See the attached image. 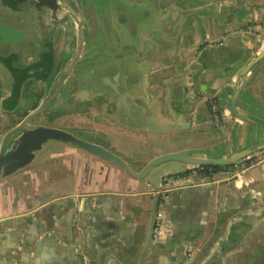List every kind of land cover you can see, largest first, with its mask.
Here are the masks:
<instances>
[{
    "label": "crops",
    "instance_id": "crops-1",
    "mask_svg": "<svg viewBox=\"0 0 264 264\" xmlns=\"http://www.w3.org/2000/svg\"><path fill=\"white\" fill-rule=\"evenodd\" d=\"M186 1L166 0L181 8L179 23L192 12L178 37L179 23L171 31L165 17L154 31L136 26L139 42L125 41L126 77L137 84L123 94L133 116L105 105L85 115L93 130L85 139L135 171L167 151L264 152V56L241 71L264 49V0H218L216 9L214 0ZM220 43L229 49L202 51ZM130 59L137 65L128 67ZM206 98L221 102L224 123L210 126ZM46 142L0 178V264H182L186 253L194 264H264V158L238 175H230L234 164L222 165L212 181L180 186L190 163L165 162L135 177L75 145ZM160 185L173 190L155 207ZM155 211L160 232L141 257Z\"/></svg>",
    "mask_w": 264,
    "mask_h": 264
},
{
    "label": "flooded vegetation",
    "instance_id": "flooded-vegetation-1",
    "mask_svg": "<svg viewBox=\"0 0 264 264\" xmlns=\"http://www.w3.org/2000/svg\"><path fill=\"white\" fill-rule=\"evenodd\" d=\"M131 27L117 0H0V138L45 98L26 124L90 138L85 115L119 106L108 95L130 81L124 34Z\"/></svg>",
    "mask_w": 264,
    "mask_h": 264
},
{
    "label": "water",
    "instance_id": "water-1",
    "mask_svg": "<svg viewBox=\"0 0 264 264\" xmlns=\"http://www.w3.org/2000/svg\"><path fill=\"white\" fill-rule=\"evenodd\" d=\"M184 4H189L188 1L181 0ZM224 1V0H223ZM225 2V1H224ZM168 2L166 0H163L160 2V4L157 7V21L164 19L167 17V19L170 21L168 26L171 27V31H174L173 29L175 26L179 23V12H180V7L175 6L172 9L167 8L168 7ZM218 5V0H214V6L215 9L217 8ZM169 9L168 13L165 14V9ZM177 15H174L176 14ZM165 14V15H164ZM192 15V12H187L182 18V21L179 23V26L176 30V36L172 38H176L180 35L185 22L187 18H189ZM153 33L148 32V34ZM152 38V36H150ZM253 37L255 39L259 38L258 34H253ZM206 49H211V50H219L220 53L226 52L229 47L226 46L225 44H211L210 46L204 48L202 51ZM240 49V48H238ZM242 52L244 51L245 47H241ZM199 55H201L199 53ZM240 56V53L233 57H225L223 62H232L233 60H236ZM262 56H264V49H262L258 54L255 55V58L246 63L243 68H242V73H245L254 62H256L258 59H260ZM128 67H131L134 63L130 59L128 61ZM190 67H188L189 69ZM187 69V66H186ZM185 71V69H184ZM62 78V77H61ZM61 78L57 82V85L61 83ZM137 82L132 80L127 82L126 89H131L134 88V84ZM183 85L185 86L186 90H188L189 87H191L194 84V78L192 74L190 76H187L184 82H182ZM56 84V82H55ZM54 84V85H55ZM55 87V86H53ZM52 87L51 91L49 94H47L46 97H49L51 92H53L54 88ZM198 91L195 89V92ZM106 96V95H103ZM108 97H111L112 101H110V104H114L113 100H116V97L118 98L119 106L120 108L124 111V114H126L129 117L133 116V112L135 111V108L132 106L131 100L127 96L123 94V92L119 90H115L112 94H109ZM46 99V98H45ZM45 99L39 104V106L32 111L25 119H23L21 122H19L16 126L8 130L2 138H0V178L7 176L16 170L24 167L27 165L29 162H31L35 154L38 150H40L43 146V144L50 140H60L72 145H75L79 148H82L88 152H91L103 159L109 160L120 167H122L126 172H128L130 175L135 176V177H144L147 172L149 171L150 168L156 167L161 165L162 163L169 162V161H183L190 163L191 165H196V164H201V165H228V164H234L235 162L240 161L241 159H244L246 155H248L252 149H245L241 150L239 152H236L232 154L231 156L228 157H199V156H193L189 155L186 151L183 150H176V151H167L160 153L153 158H151L147 164L144 166V168L140 171H135L129 168L128 164L126 161L121 158L118 154L114 153L110 149L106 148L105 146L90 141L88 139L79 137L74 135L73 133L64 130L62 128L54 127V126H48V125H43V124H36V125H28L26 124V119H29L33 115L37 114L41 108L44 105ZM216 103L218 105V112L221 117V124L224 123V113H223V108L222 104L220 101L216 100ZM206 112H207V117L210 122V126L214 127L215 126V121H214V115L212 113L211 109V104H210V99L206 98L204 100ZM233 109V112H236ZM15 135H18L15 137ZM243 173V172H242ZM192 182L189 181H184L180 186L183 185H190ZM167 187V186H166ZM165 186H159V190L156 192L155 197V207L158 205L159 198L162 195V192H164L166 195L173 190L171 188H166ZM181 188V187H180ZM178 189V188H174ZM54 197V196H52ZM157 212L155 211V214L151 220L149 231L147 234L144 250L142 252L141 257L143 256V253L145 251L146 245L151 239L152 236L154 235V226H155V216ZM194 257L189 258L187 253L184 255V261L182 264H194Z\"/></svg>",
    "mask_w": 264,
    "mask_h": 264
},
{
    "label": "rangeland",
    "instance_id": "rangeland-1",
    "mask_svg": "<svg viewBox=\"0 0 264 264\" xmlns=\"http://www.w3.org/2000/svg\"><path fill=\"white\" fill-rule=\"evenodd\" d=\"M123 6L124 13L128 16V22L132 21V27L125 31V39L128 44L136 43L138 35L134 33L133 26L147 28V31L155 30L158 26L157 7L163 0H117ZM147 2V3H145ZM130 46L125 44L124 53ZM48 142L44 143L42 149L47 148ZM140 150V149H139Z\"/></svg>",
    "mask_w": 264,
    "mask_h": 264
},
{
    "label": "built area",
    "instance_id": "built-area-1",
    "mask_svg": "<svg viewBox=\"0 0 264 264\" xmlns=\"http://www.w3.org/2000/svg\"><path fill=\"white\" fill-rule=\"evenodd\" d=\"M210 104H211L212 113L214 115L215 123L221 124V117L218 112V105L216 101L211 99ZM262 158H264V152L260 153V155L256 156V158L254 156L252 157L250 154L246 155L244 159H241L240 161L234 163V170L230 172L232 173L230 175H234V174L238 175L239 173L244 172L247 168H249L250 165L254 164L256 161ZM208 171H210V168L208 169ZM208 171L205 168V165H201V164L190 165L186 171V174L182 176V180L189 181L192 183L210 182L213 179L212 177L213 172L211 173V175H209L207 173ZM171 176L173 177V175ZM226 177H228V175ZM195 178H198V179H195ZM153 231H154L155 236L160 232L158 223L154 226Z\"/></svg>",
    "mask_w": 264,
    "mask_h": 264
},
{
    "label": "trees",
    "instance_id": "trees-1",
    "mask_svg": "<svg viewBox=\"0 0 264 264\" xmlns=\"http://www.w3.org/2000/svg\"><path fill=\"white\" fill-rule=\"evenodd\" d=\"M220 167H222V165H205V168L207 169V171L210 168V171L207 172L209 175H211L212 172L219 169Z\"/></svg>",
    "mask_w": 264,
    "mask_h": 264
}]
</instances>
